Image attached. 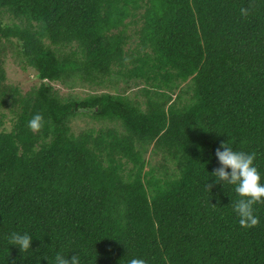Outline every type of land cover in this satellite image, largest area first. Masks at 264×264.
I'll return each mask as SVG.
<instances>
[{"label":"trees","instance_id":"16d2710c","mask_svg":"<svg viewBox=\"0 0 264 264\" xmlns=\"http://www.w3.org/2000/svg\"><path fill=\"white\" fill-rule=\"evenodd\" d=\"M0 107V264H264L212 176L227 143L264 184V0H0Z\"/></svg>","mask_w":264,"mask_h":264},{"label":"clouds","instance_id":"9594fccd","mask_svg":"<svg viewBox=\"0 0 264 264\" xmlns=\"http://www.w3.org/2000/svg\"><path fill=\"white\" fill-rule=\"evenodd\" d=\"M253 7L252 4L248 7H241V16L247 18L250 15V9ZM44 123L43 115L37 113L29 120L28 127L33 132H39ZM215 155L219 167L213 170L212 176L215 177V183L235 186L234 191L239 199L234 202L233 209L239 217V225L249 229L258 226L259 218L254 214V206L264 204V184L261 183V175L254 165L256 153L235 151L227 143H222L216 149ZM207 187L210 190L212 184H208ZM8 242L10 245L17 246L21 253H27L31 250L32 238L27 233L13 232L10 234ZM54 264H81V262L77 255H72L69 259L58 252L55 255ZM129 264H146V262L143 259L133 258Z\"/></svg>","mask_w":264,"mask_h":264},{"label":"rangeland","instance_id":"374dc122","mask_svg":"<svg viewBox=\"0 0 264 264\" xmlns=\"http://www.w3.org/2000/svg\"><path fill=\"white\" fill-rule=\"evenodd\" d=\"M7 72V84L12 86H17L23 93L30 90L33 86L39 84L38 79L36 78L32 70H21L13 63H8L6 67ZM56 90L60 91L62 94L66 93V90L61 87L59 84H54ZM14 117V114L6 107H0V123H2V128L9 129L11 126V120ZM80 121H78L79 125ZM81 124V123H80Z\"/></svg>","mask_w":264,"mask_h":264}]
</instances>
